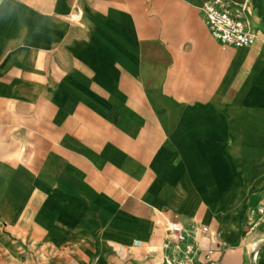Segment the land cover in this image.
<instances>
[{"label":"crops","instance_id":"0c3cea01","mask_svg":"<svg viewBox=\"0 0 264 264\" xmlns=\"http://www.w3.org/2000/svg\"><path fill=\"white\" fill-rule=\"evenodd\" d=\"M0 264H264V0H0Z\"/></svg>","mask_w":264,"mask_h":264},{"label":"built area","instance_id":"2783aa9c","mask_svg":"<svg viewBox=\"0 0 264 264\" xmlns=\"http://www.w3.org/2000/svg\"><path fill=\"white\" fill-rule=\"evenodd\" d=\"M205 23L210 36L225 47L244 48L255 41V33L240 18L234 16L225 6L208 4L203 8ZM170 238L176 245H186V257L192 258L195 249L188 244L187 237L179 223L168 224ZM207 232V229H204ZM211 253L206 258L209 260Z\"/></svg>","mask_w":264,"mask_h":264}]
</instances>
